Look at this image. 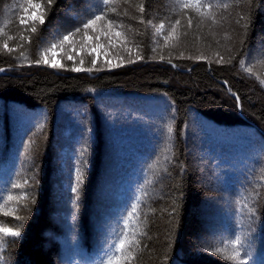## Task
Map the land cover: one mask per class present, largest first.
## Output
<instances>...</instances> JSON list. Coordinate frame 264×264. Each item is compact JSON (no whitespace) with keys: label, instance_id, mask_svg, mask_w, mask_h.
<instances>
[{"label":"trees","instance_id":"obj_1","mask_svg":"<svg viewBox=\"0 0 264 264\" xmlns=\"http://www.w3.org/2000/svg\"><path fill=\"white\" fill-rule=\"evenodd\" d=\"M35 2L37 14L47 15L31 33V22L19 23L27 0H0V226L23 223L15 242L0 233V264H97L125 222L135 257L129 264H238L215 252L232 255L235 236L246 237L241 259L264 264V0H201L203 17L182 7L185 0H55L50 9L47 0ZM101 6L118 24L120 58L93 66V55L85 56L91 72L42 62V37L74 30ZM241 16L247 30L245 20L236 23ZM224 26L228 42L219 37ZM117 98L135 105L121 125L106 115ZM63 107L84 112L91 132L72 202L58 198L54 164ZM145 138L152 149L140 155ZM209 144L230 161L214 162ZM245 202L258 209L254 225Z\"/></svg>","mask_w":264,"mask_h":264},{"label":"rangeland","instance_id":"obj_2","mask_svg":"<svg viewBox=\"0 0 264 264\" xmlns=\"http://www.w3.org/2000/svg\"><path fill=\"white\" fill-rule=\"evenodd\" d=\"M33 12L37 14V10L28 8L27 15L30 16L33 14ZM92 12H95V10L92 9ZM25 19H27V16H25ZM83 22H81V24ZM101 25L99 24V22H97V26L95 30L92 29L88 30L89 35L92 37L91 40L85 42L83 40V34L80 33L78 37L74 38V44L65 43L62 48L58 45L56 49H53L52 51L49 52H46L45 50L50 48L51 44L55 42L53 37L58 36L59 38L62 39V36L67 33H60V34L54 33L52 37L48 36L45 39L42 37L41 40L43 46L41 48V53H40L41 57H43L46 54L49 63L56 62L63 64L66 61L65 63H72V66L76 67L77 63H78L77 66H79L81 59L85 60L84 59L85 56L92 57L93 55V57L98 62L106 63V66H108L109 64H111V60H113L114 62L116 58L117 59L120 58L119 56L122 55L121 51H124V49L118 50V48H116L115 50V46L117 45L118 41L115 40L114 36H115V32H119L118 24H116L118 28L116 27L114 28L113 26V28L110 31V35L112 37L111 44L108 43V38L103 35H101L100 41L95 40V36L101 34ZM104 28L107 30V25H105ZM220 33L221 34L219 35V37L222 42H228L230 40L229 36H231L232 33L229 27L224 26ZM258 42L259 41H257V43ZM97 43L103 44L104 47L97 48L96 52L89 55V49ZM82 44H86V46L82 48L81 47ZM53 52H55V55H53ZM68 55H72L74 59L68 60L67 59ZM109 105L111 107L108 108V111H106V115L111 118V121L113 123L116 122L119 125H121L122 118L128 120L130 117L132 118L134 117L131 114L135 111V105L133 104V102H131L130 98H122V99L117 98L113 104H109ZM141 107L146 111H148V113L145 112L143 114L147 113L148 115H153L155 111V107L148 106L146 103H144ZM61 110L63 111V113H61L60 122H59L60 124L57 125V132L54 136L55 139L54 164L56 167V173H55L56 183L58 184V190H57L58 198L66 199L67 201L72 202L74 201V198L72 196L74 192L72 191V189L75 187L76 174H77V170L79 169V162L81 159V151H83V147L85 143L91 137L90 136L91 132L88 126L80 120L81 117H84V112H80L79 110H72L71 108L68 107H63ZM207 130H210V128ZM193 133L195 134V132ZM217 136H219V134H217ZM150 143L151 142L149 138H145L143 142L139 144V150L137 151V153H139L140 155L148 154L152 149V145ZM209 145H211L209 147V152L212 153L211 155H213V158L215 159L214 162H216L218 165L220 164L223 165V163L230 161L231 158L227 157V155L225 154L226 150H222V149L214 150L212 148V144ZM119 191H120L118 196L119 202L117 201V203H119L122 206L123 205L122 203H125V199L128 197V194L126 193L127 191L124 188L120 189ZM118 207L119 205L115 206L114 208H118ZM65 216L68 217L67 214H65ZM108 249L109 247L101 250L100 255L97 256V264H101V260L105 258V254L108 251Z\"/></svg>","mask_w":264,"mask_h":264},{"label":"snow or ice","instance_id":"obj_3","mask_svg":"<svg viewBox=\"0 0 264 264\" xmlns=\"http://www.w3.org/2000/svg\"><path fill=\"white\" fill-rule=\"evenodd\" d=\"M125 2H127V0H125ZM54 3H55V0H47L48 8L50 9ZM27 4H28V8H31L33 10H39L42 8V5L38 2H35V0H27ZM109 4H110V0H100V5H102V6H108ZM200 4H201V0H185V2L182 4V7H184V8H190V7L195 8L196 11L200 14V16L203 17L204 13L200 12V8L198 7ZM102 6L98 7V10L92 14L91 18L86 19V21L83 22L80 26L75 27L74 30L67 32V34H64L62 36V39L59 38L58 36H54L53 39L55 40V42L52 43L51 47L46 49L45 51L46 52L52 51L53 49H56L58 45L62 48L65 43L74 44V38L77 36V34H80V33L83 34V40L85 42L88 40H91L92 37L89 35L88 30L89 29L95 30L98 21H103L104 24L107 25V30L104 28V25H101V34L96 35L95 40L100 41L101 35H103V36L108 38V43L111 44L112 37L110 35V31L113 28V26L116 25V21L111 20V19H106L107 11H106L105 7H102ZM203 7L207 8V9H211L213 7V5L208 3V4H204ZM223 7L227 8L228 5L224 4ZM28 8L23 9V15L21 16L19 23L21 25H27V24H29V22H31L30 31H31V33H36L38 31V28L36 26V21L39 22V25H44L46 22L47 13L41 12L40 14H36L35 12H33V14L29 16V15H27L28 14ZM139 11L141 13H144L145 8H144L143 4L140 5ZM25 16H27V19H25ZM209 18L213 19V23L216 22L211 15L209 16ZM240 20H245V17L241 16L240 19H238L236 21V23L239 24ZM143 22L144 21L141 18V23H143ZM180 23H181V21L179 19H177L175 21V24L172 25L171 31L163 37V39L166 42L172 37V34L175 32V30H176L175 26L179 25ZM147 24L152 25V21L148 20ZM188 26L189 27L192 26V19L191 18H189V20H188ZM164 27H165L164 23H161L159 25V27H156V34L159 35L161 33V30L164 29ZM243 28L245 30H247V28H248V21L247 20H245V23L243 24ZM120 35H121L120 32H115L116 37H119ZM85 46H86V44L81 45L82 48ZM4 47L6 49L8 48L7 42H5ZM102 47H104L103 44H100V43L95 44L94 46H92L89 49V55L96 52L97 48H102ZM155 50L156 49L153 48V51H155ZM8 51L11 52V51H13V49H8ZM23 55H24V53H21V56H23ZM53 55H55V52H53ZM217 55H219V54H217ZM67 59L73 60L74 57L72 55H68ZM160 59L163 60L164 57L161 56ZM42 62L44 64L50 66V67H53V68H61L64 66L63 64L56 63V62L49 63V60H48V57L46 54L42 57ZM130 62H132V61H130ZM217 62L218 63L224 62V57L221 56ZM34 63H36V64L41 63V59L35 60ZM84 63H85V61L83 59H81L80 60L81 66L72 67L71 70L74 72H81V71L91 72L93 69L92 68H84L83 67ZM90 63L93 66H95L97 64V60L95 58H93L90 61ZM243 65H244V61H241V66L243 67ZM119 66L120 65H117V67H119ZM96 70L99 71L100 69H96ZM248 71L251 72V69L249 68ZM262 83H264V81H262ZM169 132H171L170 128H169ZM76 182H77V186L72 189L73 192H78L80 185L84 182L83 173L79 169L77 170ZM12 187L18 188V187H20V185L13 183ZM258 196H259V192L257 191L255 196L252 197L254 202L258 198ZM11 199H12V197L9 196L8 200H11ZM32 203H35L34 198L32 199ZM242 207L247 210V214H248L249 219H250V224L254 225L256 223V217L258 214L257 207L255 205H253L252 207H249L247 202H245L242 205ZM135 210H136L135 207H133L132 211H130L128 213V215L132 216L135 213ZM3 214L8 215L9 213L4 212ZM23 219H24V217H21V216L15 217L16 221H23ZM127 226H128L127 222H125V230L127 229ZM22 228H23V223H20L19 226L16 228L0 226V233H3L4 236H6V237L14 238L12 240V242H15V239L21 238V229ZM125 230H122L120 236L117 237V240L113 241L109 245V249L105 254V258L101 260V264H120L121 261H123L124 264H129V262L131 260L135 259L133 251L131 250V242L129 241L128 236H127V232ZM245 238H242L240 236H235V238L231 241V244L233 247V254L232 255H230V256L224 255L222 249H219V248H217L215 250L216 254L223 256V258L225 260L236 261V262H238V264H248L247 259H241V252H240V249L245 247V243H244ZM3 245H4V240L2 237H0V248H2ZM126 245H128V247H126ZM247 247H249V248L251 247V241H249Z\"/></svg>","mask_w":264,"mask_h":264}]
</instances>
